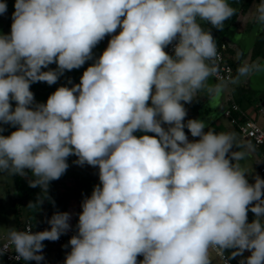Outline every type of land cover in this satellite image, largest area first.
Here are the masks:
<instances>
[{
	"label": "clouds",
	"instance_id": "1",
	"mask_svg": "<svg viewBox=\"0 0 264 264\" xmlns=\"http://www.w3.org/2000/svg\"><path fill=\"white\" fill-rule=\"evenodd\" d=\"M236 14L229 0H15L10 33H0V177H28L41 190L28 208L39 210L54 205L49 185L70 156L98 167L64 264H212L213 251L222 264H264V178L245 163L255 146L187 118L185 107L264 74V62L238 52L235 76L208 84L217 72L212 29ZM251 19L264 31V0ZM90 60L78 84L35 102L32 84H56ZM5 125L15 130L4 135ZM71 219L56 211L45 230L7 228L0 258L41 264L44 242L58 241Z\"/></svg>",
	"mask_w": 264,
	"mask_h": 264
},
{
	"label": "trees",
	"instance_id": "2",
	"mask_svg": "<svg viewBox=\"0 0 264 264\" xmlns=\"http://www.w3.org/2000/svg\"><path fill=\"white\" fill-rule=\"evenodd\" d=\"M232 3V6L237 8V14L233 16L231 19L225 21L223 31H218L216 29H212V34L216 39V44L219 45L220 43L224 42L227 45V50H230V36L228 35L229 32L233 31L234 29L239 28L241 25V20L244 17H247L246 26L248 29L252 25L251 13L254 9L256 3L259 0H229ZM12 13L11 9L7 8V13L0 16V26L3 27L6 31V34L10 33V26L12 23ZM205 29L210 28L211 26L208 24L203 25ZM262 60L264 59V31H261L259 35L255 38L249 55V62H253L255 60ZM226 61L232 66L233 75L236 74V68L240 63V60L233 57H227ZM54 67V66H53ZM50 66V69H53ZM46 70V69H45ZM215 81V80H214ZM78 81H71V84L66 81L65 83H57L53 85H48L47 83L40 82L34 83L31 85V91L34 93L35 102L36 103H46L47 98L51 95L58 87L60 86H68L71 87L72 84H78ZM235 102L240 110L243 112L244 116L240 117V120H243L244 117H249L247 114V108L253 107V111L255 114L264 115V94L262 96L256 97L250 93V89L245 87L244 85H237L233 86L232 88V96H230L227 101L226 105L223 110L231 104V102ZM13 107H15V102L13 101ZM222 110V111H223ZM222 113V112H221ZM250 118V117H249ZM256 121V119H253ZM257 122V121H256ZM209 126L214 131L220 132V127L215 123L212 122ZM262 126V125H260ZM264 127V126H262ZM15 129H11L7 132L6 135L10 134L11 131ZM224 131V130H223ZM234 132H237V129L233 127ZM239 136V135H238ZM193 138V137H192ZM196 139V138H193ZM256 152L259 153V149L256 148ZM70 165L67 169L66 173H73V167ZM77 177H80V174H76ZM63 176V175H62ZM52 181L49 185L48 189V197L51 198L53 203L49 202V200H45L44 203L38 208H28L30 202H35L37 200L38 195H40L41 190L39 187L32 188L28 184V177H19L13 176L12 177V185L14 188V195L10 201V208L14 216L15 223L18 227L22 226L26 220H29L33 226H37L40 223H46V219L50 218L52 214L56 211L60 212H67L68 209L73 210L74 216L72 219V225L75 227L78 222V213L81 212V203L85 197L91 195V192L85 189L84 187H80L78 185H70L66 184L65 181L62 179ZM84 177V176H81ZM254 214L249 212L248 213V220L251 222L254 219ZM48 225V224H47ZM49 226V225H48ZM52 244L60 246L57 249L53 257L48 260H44L41 264H64L65 259L63 256L67 254L70 250V246H68V242L64 244H58L56 242L49 241ZM64 247L65 249H62ZM63 259V260H62ZM240 257L232 260L233 264H238ZM23 262V261H22ZM22 262H12L10 264H22ZM29 263V262H28Z\"/></svg>",
	"mask_w": 264,
	"mask_h": 264
},
{
	"label": "crops",
	"instance_id": "3",
	"mask_svg": "<svg viewBox=\"0 0 264 264\" xmlns=\"http://www.w3.org/2000/svg\"><path fill=\"white\" fill-rule=\"evenodd\" d=\"M246 20H247V17H244V19L241 20V23H240L241 25L239 26V28L234 29L233 31L229 32L228 35L230 36V39H231L230 40V47L231 48H230V50L227 51V57L236 58L237 53L240 52L242 54L241 59H247L249 61V55H250V50H251L252 44H253L255 38L257 37V35L260 34L261 30H259L258 27L253 22H252L251 27H249V29H248L247 27H245L246 23H247ZM110 39H111V36H105V38L93 49L94 58H98L102 54V52L106 49ZM256 61L262 62V61H264V59H262V60L258 59V60H255L253 62H256ZM92 62L93 61L90 60V61H87L86 63H88L90 66V64ZM86 63H85V65H86ZM50 66H52V67L54 66L53 69H56V67H57L56 64L49 65V68H50ZM46 70H48V69H46ZM85 70H86V67H81L79 69H75V71H77V74L75 75V80L80 82V78H81V76ZM252 78L253 77H251L250 79H247V80L242 79L241 83H239L237 85H244L245 87L249 88V86H251L250 82H252ZM66 81L68 82V79H65V77L63 76L62 79H60L59 83H65ZM217 83H216V81L213 80V78L211 76L209 77V80H208L209 85H215ZM237 85L229 84L225 89L222 90V92L218 96H215V95L209 96L206 92L199 93L198 94L199 98H197V100L193 101V103L190 105H185V107L188 109V117L187 118H198V119L204 120L209 125L212 122H215L220 127V131L233 130V126L227 121V119L224 116H222L221 112L226 105L227 99L230 96H232L233 86H237ZM185 132L189 136V139L192 140V137H191L190 133H188L187 129H185ZM134 134L137 136L144 135V134L153 135L152 133H143V132H136ZM257 156H258V153L255 151L252 154V156H250V158L245 163H247L249 166L254 165V164L257 165V163H255V162H257ZM83 167L86 168L87 164L83 165ZM82 169H81V171L85 172V170H82ZM86 173L88 174V172H86ZM81 176L77 177L76 174L68 172L62 176V179L65 181L66 184L72 185L71 183H68L67 180L72 178V179L80 182V180L83 178ZM248 178H249V182L251 180H253L252 176H249ZM89 180H90L89 181L90 183H92V181L94 183H96L95 186L100 183L98 176L95 178L90 177ZM5 186H6V193H7V195H5V201L9 202V204H10L11 198L14 195V188L12 185V177L10 178V181L8 183L7 182L5 183ZM90 192L92 193V191H90ZM67 212L72 214V219H73V216H74L73 210L68 209ZM9 227L19 228L16 225L15 220H14V223H5L2 227H0V237H3L6 234L7 228H9ZM44 244H45V248H44L43 254L45 256V260H48L51 257H53L54 252L57 249H59L60 246L52 244L49 241H45ZM61 248L65 249L64 247H61ZM247 255H249V253L246 252L245 256H247ZM65 257H66V255L63 256V259H65ZM218 261H219V258L217 256V262ZM29 263L30 264H36L35 261H30ZM218 264H219V262H218Z\"/></svg>",
	"mask_w": 264,
	"mask_h": 264
},
{
	"label": "built area",
	"instance_id": "4",
	"mask_svg": "<svg viewBox=\"0 0 264 264\" xmlns=\"http://www.w3.org/2000/svg\"><path fill=\"white\" fill-rule=\"evenodd\" d=\"M218 50V56L216 59V65H217V72L214 73L211 77L216 82L221 81H227L230 77L233 75V69L232 66L226 61V50L227 45L226 43L222 42L219 45H217ZM166 51L169 52V54L172 53V46L170 45ZM222 116H224L227 121L237 129L238 135L241 138V140L252 143L255 148L259 149V153L257 156L258 160H264V127L260 126L255 120L249 117H244L243 120H240L241 116H244L243 112L240 110L238 105L235 102H231L229 106H227L222 111ZM257 171L258 175H260L262 178H264V161L257 163ZM254 182L253 180L250 181V183ZM70 224L72 225V220H70ZM33 227V231H42L50 226H48L45 223H40L37 226H33L29 220H26L22 226H20L18 229H26L29 226ZM75 227L72 225V228L64 235L60 237L58 241H55L58 244H64L69 241L72 235H75ZM214 253L219 258V264H222L221 258L218 253L214 251ZM15 256V253H9L4 255L2 258H0V264H10L12 262H22V261H16L12 257ZM24 264V262H22ZM30 264V263H28ZM231 264H233L231 262Z\"/></svg>",
	"mask_w": 264,
	"mask_h": 264
},
{
	"label": "rangeland",
	"instance_id": "5",
	"mask_svg": "<svg viewBox=\"0 0 264 264\" xmlns=\"http://www.w3.org/2000/svg\"><path fill=\"white\" fill-rule=\"evenodd\" d=\"M6 3H7V8L11 9L14 12L15 0H6ZM0 33L6 34L5 29L1 26H0ZM262 62H264V61H262ZM87 64L88 63H86V65H84L82 67L87 68L89 66V64L88 65ZM42 70H45V69H42ZM76 74H77V71H75V69H73L72 71H65V73L60 77V79H62V77L64 76L65 79H68L70 81L75 82V81H77V80H75ZM60 79L57 81V83L60 81ZM38 83H40V82H38ZM250 85H251V86H249L250 93L253 96H256V97L262 96V94H264V74H259V75L253 76L252 82H250ZM247 114L249 115L250 118L256 119V121L259 125L264 126V115L255 114L252 106H251V108L250 107L247 108ZM4 127L6 129L3 133L4 135H6L8 131L13 129L12 127H10L8 125H5ZM192 140H193V138H192ZM76 159H77V157L70 156L68 158L67 162H68L69 166L72 165L71 166V167H73L72 171H74L75 174H80L84 177L80 180V182H78L72 178L67 180V182L71 183L72 185H78V186L80 185L86 189L88 188L87 189L88 191H92L96 183H94L93 181H92V183H90L89 179H90V177L95 178L98 176V167H92V166L87 165V167L84 168L83 166H78V165L73 163V161H75ZM252 168L254 170L253 174H258L257 165H255V164L252 165ZM81 169L85 170V172L81 171ZM86 172H88V174ZM10 178L11 177H9V176L0 177V198H1L0 199V227H2L5 223H14V216H13V213L11 211L10 204H9V202L5 201V195H7L5 183L6 182L8 183L10 181ZM211 256H212V264H218L219 261L217 262L216 254L214 252H212ZM142 259H143L142 256L138 257V260H142Z\"/></svg>",
	"mask_w": 264,
	"mask_h": 264
}]
</instances>
